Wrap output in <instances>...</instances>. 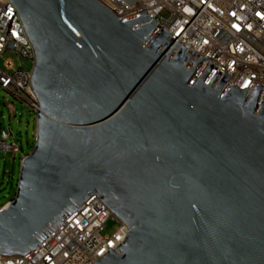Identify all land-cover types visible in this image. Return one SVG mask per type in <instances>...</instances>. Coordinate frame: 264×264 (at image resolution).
I'll use <instances>...</instances> for the list:
<instances>
[{"label": "water", "instance_id": "obj_1", "mask_svg": "<svg viewBox=\"0 0 264 264\" xmlns=\"http://www.w3.org/2000/svg\"><path fill=\"white\" fill-rule=\"evenodd\" d=\"M8 1L34 53L38 112L0 210V256L28 255L101 195L129 234L94 264H264V87L248 101L252 89L219 93L230 75L214 90L213 64L198 80L209 61L178 53L147 12Z\"/></svg>", "mask_w": 264, "mask_h": 264}, {"label": "built area", "instance_id": "obj_2", "mask_svg": "<svg viewBox=\"0 0 264 264\" xmlns=\"http://www.w3.org/2000/svg\"><path fill=\"white\" fill-rule=\"evenodd\" d=\"M118 20L147 12L171 38L188 47L223 73L213 86L215 90L224 75L228 85L239 92L264 87V0H96ZM14 52L34 62L32 47L24 33L21 20L8 0H0V57ZM177 53V54H178ZM13 70V64L6 62ZM32 72L19 71L9 75L0 70V86L37 113L38 102L30 90ZM264 101V94L260 109ZM259 109V110H260ZM8 138V135H7ZM4 138V139H7ZM0 151L20 152L16 144L0 142ZM94 195L72 213L34 251L24 257L4 258L0 264H94L108 251H115L129 234L122 224ZM8 205L10 204L7 203ZM109 221L118 223L111 236L103 232Z\"/></svg>", "mask_w": 264, "mask_h": 264}, {"label": "rangeland", "instance_id": "obj_3", "mask_svg": "<svg viewBox=\"0 0 264 264\" xmlns=\"http://www.w3.org/2000/svg\"><path fill=\"white\" fill-rule=\"evenodd\" d=\"M6 62L13 64V70L6 68ZM33 63L14 52H5L0 57V70L9 75L15 72H32ZM4 133L13 138L4 139ZM36 134V113L0 86V142L16 144L20 152L13 157L11 152L0 151V210L14 200L20 174L21 162L34 149ZM116 221H109L103 232L111 236L117 227Z\"/></svg>", "mask_w": 264, "mask_h": 264}, {"label": "bare ground", "instance_id": "obj_4", "mask_svg": "<svg viewBox=\"0 0 264 264\" xmlns=\"http://www.w3.org/2000/svg\"><path fill=\"white\" fill-rule=\"evenodd\" d=\"M7 207H8V204L4 205V207H3V208H5V209H6Z\"/></svg>", "mask_w": 264, "mask_h": 264}]
</instances>
